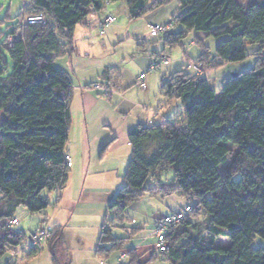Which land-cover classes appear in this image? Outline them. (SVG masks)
Returning a JSON list of instances; mask_svg holds the SVG:
<instances>
[{
  "label": "trees",
  "instance_id": "1",
  "mask_svg": "<svg viewBox=\"0 0 264 264\" xmlns=\"http://www.w3.org/2000/svg\"><path fill=\"white\" fill-rule=\"evenodd\" d=\"M111 1L119 0H24L20 28L8 37L12 70L0 61V258L7 251L15 254L26 239L10 223L16 208L46 210L47 192L59 190L57 203L69 179L65 156L73 83L55 60L76 52L77 25L87 24ZM125 1L130 19H138L172 0ZM178 3L172 26L183 29L162 34L166 46H183L190 31L225 37L212 55L197 36L203 51L195 64L204 70L243 61L248 42L264 47V0ZM30 15H43L45 23H25ZM257 55L255 67L224 80L219 96L212 80L196 72L179 70L163 82L164 98L180 100L184 113L130 131L132 155L124 184L109 205L112 217L103 225L98 256L123 248L129 236H116L114 228H126L131 203L145 194H178L194 205L167 234L168 250L161 254L171 264H264V53ZM109 73L105 70L103 78ZM168 169L175 172L172 182L161 177ZM51 231L45 248L58 263L62 228ZM220 236L233 245L218 244ZM43 250L31 248L29 255ZM130 254L135 259L134 250Z\"/></svg>",
  "mask_w": 264,
  "mask_h": 264
},
{
  "label": "rangeland",
  "instance_id": "2",
  "mask_svg": "<svg viewBox=\"0 0 264 264\" xmlns=\"http://www.w3.org/2000/svg\"><path fill=\"white\" fill-rule=\"evenodd\" d=\"M23 3L24 0H0V49L3 51V57L0 61L7 63L9 71L12 70L13 64L9 51L5 45L7 44L10 34L15 30L18 31L20 28L21 8ZM118 4L119 5L116 3V5L112 7L114 12L119 15L116 25H120L124 30H127L129 29L130 19L129 17L127 18L125 11L122 9L123 1ZM167 4L169 5V9H175L179 3L178 0H172ZM112 28L113 26L107 25L105 27V35L100 34V29L97 31L96 27L93 28L90 36L91 40H93L92 43H96L98 46H101V44H103V42L110 37ZM197 36L204 39V43L209 47L211 53L214 55L217 54V45L219 41L225 38L206 35L204 32H188L183 46H166L167 51L171 55L173 70L182 69L191 73L195 71L200 75L210 76L213 84L218 90V96L220 94V88L226 78L234 77L243 71L255 67L258 60L257 54L264 53V47L262 48L260 44H252L248 42L246 44L248 51L246 59L240 62L226 63L222 67L204 72L205 70L201 66L192 63L197 61L199 54L201 53ZM82 41L80 40V43ZM133 42L136 44L137 40L129 38L124 41L117 42L116 53L109 54L107 59L104 60L109 64L108 69L113 77L117 79L122 78V69L125 61L127 60V56L128 58L133 56ZM140 43H143V41H140ZM144 44L146 49L149 47V51L154 50L157 48L155 45H158L157 43L150 44L148 41ZM105 45V47L110 48L109 46L111 44L106 41ZM153 46L155 47L153 48ZM136 47L139 48L141 46H138L137 44ZM137 51L139 52V50H136V52ZM140 52L142 53L143 51L140 50ZM63 56L60 57L64 58ZM118 56H120V60H118L119 63H122L121 67L114 64L113 61V59L119 58ZM97 60L98 59L94 58L83 60L81 64L88 66V64ZM100 61L101 60H99V62ZM189 61L190 63H188ZM61 62L65 63V61L60 60L56 64L58 65ZM196 66L200 69L199 71L196 70ZM70 77L73 79L72 75ZM179 103L182 104L181 101H179ZM82 111L83 109L80 101L78 102L75 98H73L70 103L71 124L67 150H70V153L72 154L74 165L70 167V176L65 192L69 195L71 194L75 200H78L79 196H81L84 185V191L86 194H84L83 199L79 201L74 211L71 210V212H68L67 214L66 211L62 209L63 204L56 203L58 196L56 190L47 192V195L51 199V205L42 212L32 213L26 208V206H18L14 212V216L19 220V223L14 225L13 229L25 233L26 239L20 246L15 248V251H17L15 254L11 251H7L6 254L0 258V264L55 263L53 255L48 248H45L38 255H29L31 251V234L41 227L45 218H49V224L51 223L52 227H54L56 221L66 220L65 223L69 222L66 224L69 237V246L66 251L69 252V255L64 253L65 251L63 252L59 248L58 263L55 264L121 263L118 259L116 260V258L122 253H125V251L129 248L134 247L135 244L142 242L145 245L154 242L153 219L149 217L153 215L152 212L159 211L161 214H170L173 206L186 204V198L178 194L172 195V200H168L167 198H163L165 199L163 200L160 197H147L146 199L141 200L139 206L142 211H140L139 214L137 211L135 212L132 207L128 208L129 219L127 220L125 226L127 225L130 230H124L121 228L115 229V233L118 236H129V233L132 232L134 228L142 226L143 228L139 230V234L132 236L133 238L128 240L129 243L126 244L125 250L114 252L110 258L101 259L99 257H95L94 250L96 248L95 244L97 241V234L101 231L98 230V225H102V223L106 220L110 221L112 216L109 214V207H104L98 202L94 203L95 201H92L91 197L93 195L102 196L109 193L110 191H107V188H110L113 183L119 181L124 182L123 177L131 158L132 147L128 139L123 143L122 138H108V128L103 126V124L105 123L106 118H108L111 119L115 125H117V121L114 120L116 117L115 110L113 113L111 111H106L105 109H102L101 111L95 110L87 116L88 122L91 126V137H88V135L86 136L87 149L89 152L87 154V159L88 162L90 161L86 165V168L88 167L86 170L84 168L85 162L83 161V152L85 150L83 124L85 122V116ZM161 177L164 182H172L175 179V172L173 169H168L162 173ZM236 178L239 179L240 175H237ZM63 196L64 195H62V197ZM191 204L194 205V202H191ZM146 213L148 214L147 217ZM134 217H136L137 220L133 221V219H135ZM217 243L223 246L233 245V242L225 236L218 237ZM69 256L70 259L66 261L65 257L69 258ZM230 260L228 262H230Z\"/></svg>",
  "mask_w": 264,
  "mask_h": 264
},
{
  "label": "crops",
  "instance_id": "3",
  "mask_svg": "<svg viewBox=\"0 0 264 264\" xmlns=\"http://www.w3.org/2000/svg\"><path fill=\"white\" fill-rule=\"evenodd\" d=\"M121 1H123L122 9L125 11V14L127 15L128 18L129 12L125 0L107 2L105 4L104 9L101 12H93L92 13L93 16L90 15L87 24L77 25L74 33V37L76 38L77 41V42L75 41V46L77 48L76 52L63 56L64 58H61L59 56L55 60V65L57 68L67 71L69 74L72 75L73 77V79H71L73 83L72 99L75 98L78 102L80 101L81 107L83 109L82 112L84 113L85 116L84 117L85 122L83 124L84 144H85V150L83 152V158H84L83 161L85 162L84 168L86 170L88 169V167L86 168V165L87 163L90 162V161L88 162L87 159L88 157L87 154L89 152L87 149L86 136L88 135V137H91V132H90L91 126L90 123L88 122L87 116L93 111L95 110L101 111L102 109H105L106 111H111L113 113V111L115 110L116 117L114 120L117 121V125H115L111 119L106 118V121L103 124V126H106L108 128V138L110 137L122 138L123 143L124 141L126 142L127 139L129 140L130 131L140 124L146 125V124L160 123L163 119H168L178 115H183L184 113L183 104L179 103L180 100H174L173 102L168 103L167 100L162 95V93L160 94L163 82L169 79L175 72L182 69L175 71L173 70V62L170 53L167 51L166 44L164 43V41L159 40L160 37L163 35H160L157 38V37H152L150 33L151 26L153 24L168 25L169 26L168 31L171 32H176L183 29V26L179 24L172 26V21H173L172 18L178 9V5L176 6L175 9L174 8L169 9L168 4H163L159 7H156L152 11L148 12L146 15L142 16L141 18L130 19L129 17L130 19L129 29L124 30L120 25H116L119 15H117L116 12H114V10L112 9V7L116 5V3L117 5H119L118 3H120ZM156 1L158 0H151L150 5H153ZM108 13H113L116 16L115 21L111 24H108L113 26L110 37H108V39L106 40L107 42H110L111 44L109 46L110 48L105 47L106 41L103 42L101 46H98L96 43H92L93 40H91L90 37L92 34V30L95 27L97 31L100 29L101 35H105V27L107 25L103 26L104 34L101 33V25L106 14ZM129 38H134L135 40H137V43L136 44L134 42L132 43L133 56L130 58H128L127 56V60L125 61L123 65L124 67L122 69V78L117 79L113 77L111 73H109L107 77L105 76V78H103L105 70H107L109 67V64L104 60L107 59V56L109 54L116 53L117 42H121ZM80 40L81 41L84 40V41L80 43ZM140 41H143V43H140ZM147 41L150 42V44L157 43L158 45L155 46H157L158 49L155 48L152 51H149V47L146 49L144 43H146ZM137 44L138 46L141 47L139 48L136 47ZM155 46H153V48ZM199 49L201 50L202 53L203 49L201 46H199ZM136 50H139V52L138 51L136 52ZM140 50L143 52L141 53ZM201 53L199 54V56L201 55ZM163 56H166L165 60H163ZM118 57L119 58L117 59H113V61L114 64L121 67L122 63H119L118 61L120 60V56ZM93 58L98 60L95 62H91L90 64H88V66L81 64L83 60H89ZM60 60L65 61V63L61 62L60 64L57 65L56 63ZM99 60L101 61L99 62ZM188 63H190V61ZM192 63H195V61ZM153 64H159V67L155 70L150 71V67ZM225 64L226 63H224L220 67L224 66ZM213 69L216 68L210 67L209 69H206L204 72ZM143 72H146V78H145V85L142 87L138 85L137 80L139 75ZM206 77L211 79L210 76H206ZM98 81H103L106 84H110L111 87L116 90H114V92L111 93L109 96H104L102 91L93 89L91 87L92 83ZM68 151L70 152V150ZM67 183L64 186V188L61 190L59 194L60 199L57 202L63 204L62 209L66 211V214L68 212H71V210L74 211L79 201L82 200L84 194H86L83 185L81 196H79L78 200H75L71 194L69 195L68 193L65 192ZM123 184L124 182L122 181L115 182L112 184V186H110V188H107V191H110L109 193H106L102 196L93 195L91 197V200L95 201L94 203L97 202L101 203V205L104 207H109L108 205H110V203L114 200L118 190L121 188V186H123ZM62 195L64 196L62 197ZM172 195L174 194L167 196L165 195L152 196L150 194H145L143 198L131 203L129 207L130 208L132 207L133 210L135 212L137 211V213L139 214V212L142 211L139 206L141 200H144L147 197H160L162 199L167 198L168 200L169 199L172 200L171 198ZM189 203L190 202L186 199L185 205L173 206L172 207L173 209L170 214L179 211ZM152 214L153 215L149 217L153 219L154 242L145 245L142 242L135 244L134 247L129 248L128 250L125 251V253H122L119 257L116 258V260L118 259L121 262V263L117 262V264H171L169 259H167L160 252L156 251V237L154 231L156 222L163 216L169 214L168 213L161 214L159 211L152 212ZM128 216L129 215L127 210V219H129ZM147 216L148 214L146 215V217ZM134 218L135 219H133V221L137 220L136 217ZM48 222H50V220ZM65 222L66 220L56 221L54 227H52L51 223L49 224V226L51 230H56L59 227L62 228L63 238L60 243V249L63 252L65 251L64 253L69 255V252L66 251L69 246L68 244L69 237H68L66 224H68L69 222L68 223ZM104 223H102V225H98L100 228V229L98 228V230L102 231ZM125 227L126 228H123V226L122 227L118 226L114 228V234L118 236L115 233V229L117 228H121L124 230L129 229L127 225ZM142 228H143L142 226L138 228H134L132 230L133 233L132 232L129 233L130 234L129 238L125 241L123 248L111 252L109 256L106 257V259L110 258L114 252H120L122 250H125L126 244L129 243L128 240L132 239L133 238L132 236H136L137 234H139L138 232ZM101 231L100 233L97 234L94 256L99 257L101 259H105V257L98 256L96 253ZM118 237H128V235L118 236ZM132 250H134L135 259L132 257V254H130ZM65 258L67 261L70 259V256L69 258L68 257Z\"/></svg>",
  "mask_w": 264,
  "mask_h": 264
},
{
  "label": "built area",
  "instance_id": "4",
  "mask_svg": "<svg viewBox=\"0 0 264 264\" xmlns=\"http://www.w3.org/2000/svg\"><path fill=\"white\" fill-rule=\"evenodd\" d=\"M93 16V14H91ZM116 16L113 13L106 14L102 25H101V33L104 34V28L103 26L111 24L115 21ZM45 17L43 15H30L25 18V23L27 24H43L45 23ZM169 26L168 25H161V24H153L151 26V36L152 37H159L163 33L168 32ZM14 36L11 37L10 42L13 43ZM166 59V56H163V60ZM159 67V64H153L150 67V71L155 70ZM196 70L199 71L200 69L198 66H196ZM145 78H146V72H143L139 75L137 83L139 86L145 85ZM91 87L96 90H100L103 92L104 96H109L111 93L114 92V90L106 87L101 82H94L91 84ZM66 161L67 165L69 167H72L73 165V159L69 151L66 152ZM59 192V190L57 191ZM193 211L192 205H186L179 211L165 215L162 218H160L156 224H155V237H156V248L158 252H165L168 250V242L166 240L167 234L169 232V229L173 226H176L177 224L181 223L187 216ZM11 224H18V219L14 218L10 222ZM52 235L51 228L49 226V222H43L41 227L31 234V243L30 246L32 249H35L37 251H41L45 248V246L48 243L49 238ZM124 258V256H123Z\"/></svg>",
  "mask_w": 264,
  "mask_h": 264
}]
</instances>
